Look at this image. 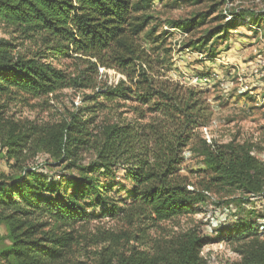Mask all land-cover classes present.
Here are the masks:
<instances>
[{"label":"trees","instance_id":"1","mask_svg":"<svg viewBox=\"0 0 264 264\" xmlns=\"http://www.w3.org/2000/svg\"><path fill=\"white\" fill-rule=\"evenodd\" d=\"M232 1L170 24L190 33L219 7L216 25L185 45L212 54L241 19L262 28L264 10L233 8L226 19L223 7ZM149 6V0H0L7 35L0 36V161L8 168L0 169V264H209L198 224L154 237L149 230L202 212L212 190L264 192L257 155L264 140L201 137L210 119L207 90L171 76L170 49L158 43L169 33L141 37ZM74 59L82 66L69 71L62 62ZM98 66L124 79L98 84ZM66 88L89 93L59 119L7 114L8 104L37 99L46 106ZM85 151L92 153L87 163ZM39 152L50 168H60L56 174L27 164ZM190 154L208 170L199 187L180 173ZM104 218L130 229L99 227L91 237L82 230ZM215 240L228 241L237 254L223 264H264L256 222Z\"/></svg>","mask_w":264,"mask_h":264},{"label":"rangeland","instance_id":"2","mask_svg":"<svg viewBox=\"0 0 264 264\" xmlns=\"http://www.w3.org/2000/svg\"><path fill=\"white\" fill-rule=\"evenodd\" d=\"M149 0L148 15L150 19L147 28L141 37L151 41L153 37L159 36L164 27L170 26L171 21L188 19L194 14L207 11L208 8L220 0ZM227 10L240 8L249 9L253 12L264 10V0H233ZM219 14L217 11L209 15L204 24L194 28L190 33L182 31L168 32L162 35L158 41L161 50L170 49L171 62L173 63L171 76L177 79L190 82L196 76L207 75L209 82L197 84L207 90L208 99L211 104L210 119L206 126L200 128V135L205 139L227 142L235 138L236 141L250 139L262 142L264 140V103L258 101L247 92V95L240 93L241 89L254 91L260 96L264 95V19L261 20V31L255 32L246 26L238 25L228 34L226 41H218L212 47V54L206 51H197L186 48V43L197 38L203 29L216 25L214 17ZM152 27H157L155 33L150 32ZM5 27L0 25V36L4 34ZM19 42L20 40H15ZM28 44L21 45L22 47ZM19 48H22V47ZM63 65L69 71L81 68L79 60H64ZM104 72V71H103ZM106 73V72H105ZM112 81L116 78L111 75ZM97 82L108 81L101 74L96 77ZM89 93V90L74 92L69 88L51 97L49 104L37 99L17 101L8 104L7 114H13L16 119H29L36 121H49L59 119L72 111L76 106L82 105V94ZM82 162L87 163L92 158V153L85 151L81 155ZM191 156V157H190ZM180 171L181 174L189 177L195 187H199L198 181L201 177L208 175V170L199 156L190 154ZM258 158L264 162V154ZM52 161L47 155L39 152L27 164L39 167L48 174L57 173L59 167L50 168L48 164ZM0 169L7 171V164L0 161ZM49 169V170H48ZM190 171V172H189ZM209 202L202 212L192 217H182L178 221L165 222L160 224L162 229L149 230V235L154 237L164 234L170 229L178 230L194 225H199V231L208 241L203 247L201 254L209 264H223L226 261L237 259V254L228 241L217 242L218 233L233 230L244 221L264 224V192L259 195L243 194L236 190H212L209 191ZM99 227L104 229L120 231L130 229L126 224L108 218L92 221L85 229L88 236L97 233ZM0 227V234L3 233ZM92 249V248H91Z\"/></svg>","mask_w":264,"mask_h":264},{"label":"built area","instance_id":"3","mask_svg":"<svg viewBox=\"0 0 264 264\" xmlns=\"http://www.w3.org/2000/svg\"><path fill=\"white\" fill-rule=\"evenodd\" d=\"M230 5V3H226L225 6L223 7V14L226 15V19H230L231 16L228 14V6ZM241 23L242 25H245L246 27H248L250 30L252 31H255V32H260L261 29L260 27H258L257 25H255L253 23V20L248 18V17H245L243 19H241ZM164 29L168 32H173V33H177V32H180V28L179 27H176L175 25H170L168 27H164ZM98 71H99V74L101 76V74L103 73V75L106 77V73H107V77H108V81H107V84L111 85L112 83H116L118 81V79L122 78L124 79L121 75L117 74L114 70L112 69H106V68H103V67H99L98 66ZM104 71V72H103ZM106 72V73H105ZM111 75H115L116 78L114 79V81H112V78H111ZM206 82H209L207 79L205 78H199L198 76H196L195 78H193L190 83L192 84H201V83H206ZM241 92L240 93H247L249 92L250 95L254 96L258 101H260L261 103H264V95L260 96V94H256L254 93V91H248V89H241L240 90ZM248 94V93H247ZM260 154H264V152L260 153ZM259 155V154H257ZM258 232L260 234H264V224L263 223H259L258 225Z\"/></svg>","mask_w":264,"mask_h":264}]
</instances>
